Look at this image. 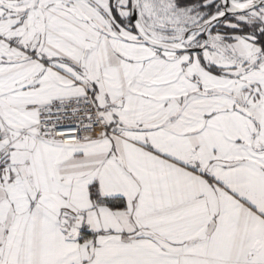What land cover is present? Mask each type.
I'll use <instances>...</instances> for the list:
<instances>
[{
    "label": "snow or ice",
    "instance_id": "snow-or-ice-1",
    "mask_svg": "<svg viewBox=\"0 0 264 264\" xmlns=\"http://www.w3.org/2000/svg\"><path fill=\"white\" fill-rule=\"evenodd\" d=\"M0 264H264V0H0Z\"/></svg>",
    "mask_w": 264,
    "mask_h": 264
}]
</instances>
